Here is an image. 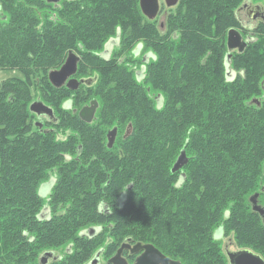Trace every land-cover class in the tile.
Listing matches in <instances>:
<instances>
[{
	"label": "trees",
	"instance_id": "obj_1",
	"mask_svg": "<svg viewBox=\"0 0 264 264\" xmlns=\"http://www.w3.org/2000/svg\"><path fill=\"white\" fill-rule=\"evenodd\" d=\"M241 2L179 0L161 32L139 0H0V70L25 77L0 84V264H41L45 253L46 264H88L98 251L108 264L127 243L183 264H229L219 228L264 259V225L248 201L264 195V36L232 56L230 79L225 63ZM112 33L153 47L149 76L136 81L102 59L108 87L90 98L102 102L98 121L64 107L61 120L53 95L55 120L32 125L30 77L50 83L72 49L80 63L95 60ZM128 123L106 145V131ZM182 149L188 163L172 173ZM137 255L122 253L129 263Z\"/></svg>",
	"mask_w": 264,
	"mask_h": 264
},
{
	"label": "water",
	"instance_id": "obj_2",
	"mask_svg": "<svg viewBox=\"0 0 264 264\" xmlns=\"http://www.w3.org/2000/svg\"><path fill=\"white\" fill-rule=\"evenodd\" d=\"M48 3H58L60 0H46ZM179 0H164V3L167 7H174L178 4ZM139 8L141 13L148 18L149 20H153L160 12V4L159 0H139ZM258 8V7H257ZM241 38L239 32L235 28H231L227 32V42L226 47L228 51L239 49L242 50L244 43H241ZM112 43L109 42V44ZM137 52V51H136ZM78 56L69 52L64 64L59 69H54L49 71L48 79L50 83L56 87L60 88L63 85L66 86L69 90H77L79 85L85 83L90 85V80H82L79 81L74 75L77 71V61ZM225 63L227 68V78H231V70H229V59L230 54L228 53L225 57ZM97 101L91 100L89 106H84L79 112V117L85 122H91L94 117V112L97 107ZM65 107L69 106L67 102ZM30 112L34 113L36 116L40 117L41 115L47 116L51 120H55L54 110L52 107L46 105L42 101H33L29 105ZM36 126L41 127L42 123L36 122ZM116 134V129L113 128L108 132V146L111 147L114 143ZM188 163V157L184 149H182L179 155L176 158V161L171 167V172L176 173L179 172L186 164ZM184 178V175L181 174L180 182ZM50 183H46L42 186L41 191L43 194H46ZM259 193L256 192L249 196L248 201L250 204V209L253 213H256L262 224L264 225V205L258 203ZM98 229L96 227H91L89 229V234L94 235ZM223 233L222 228H219L215 232V238L218 239ZM129 250L131 253L138 254L133 263H129L125 257L122 256L123 250ZM100 252L98 251L94 257L90 260L89 264H99L100 261ZM225 256L228 260L229 264H264V259L257 253L249 250V249H239V250H230L229 248H224ZM51 253H45L41 258V264H46L48 258L51 257ZM108 264H183L179 260L171 259L165 256L161 251H159L152 244H135L130 245L122 244L121 247L117 250L115 255L111 257L108 261Z\"/></svg>",
	"mask_w": 264,
	"mask_h": 264
},
{
	"label": "rangeland",
	"instance_id": "obj_3",
	"mask_svg": "<svg viewBox=\"0 0 264 264\" xmlns=\"http://www.w3.org/2000/svg\"><path fill=\"white\" fill-rule=\"evenodd\" d=\"M46 1V0H45ZM62 0H60L58 3L54 4V3H47L50 5H54V7H59L60 3ZM252 3L254 2H262L263 0H250ZM159 4H160V12L159 14L152 20L153 24H155L156 26H159L160 23L163 24V26L161 27L160 31L162 32V30L164 29V24L167 22V17L168 14L170 12V10H174L175 7H167L164 3V0H159ZM240 5V4H239ZM53 7V8H54ZM50 11V10H49ZM53 15H55V12L53 11L52 13ZM242 19L244 21H247V17H246V13L243 12V14L241 15ZM146 22V20L143 18V22ZM236 27V25H235ZM253 25L250 27L252 28ZM258 36H264L262 35V30L263 29V25H259L258 27ZM251 31V30H250ZM120 35L119 34H114L112 33L110 36L107 37L106 39V43L103 44L101 47L102 49H97V53L98 55L103 51L104 46L108 45L107 43L109 41H118L117 43H115L111 49V53L109 54V58L108 60H105L108 62H112L116 65V67H123L128 69L127 72H129L132 75V78H135L136 76V72H140V64H139V60H141L142 56L144 54H146L147 51L154 52L153 47L148 46L145 41L141 38H135V40H132L129 44H127V42H123L120 41L119 39ZM226 38H227V33L224 35V39H225V44H226ZM139 39L144 43V49L143 52L139 55V58L133 57L132 53L134 51V49H136V44L137 42H140ZM157 39V38H156ZM155 39V40H156ZM160 39V37H159ZM162 39V38H161ZM257 39V38H256ZM157 42V41H156ZM69 52H73L75 53L78 57H79V53L77 49H72V51ZM69 52H66L64 59L66 58V56L68 55ZM228 53H232V56H234L237 52V49H234L232 51H228ZM97 55V56H98ZM63 59V61H64ZM155 60V58H154ZM104 61H102V58H95V60H86L83 63L79 62V65L77 66V72H76V77L77 79H84V80H90L91 79V84L92 86H86L85 83H83V85L81 86V88H79L78 90H71L68 91L66 90L65 87L62 88H58L56 89L55 93L51 90L50 88V83L46 82L47 81V74L44 76V74L40 71L37 72V75H33L30 77V81L31 82H26L27 84L31 83L28 85V92H27V100H28V104L33 102V101H42L46 104L48 103L50 105V100L49 97H52L53 95H56L57 100L55 102V114L56 116H58L59 118H61V120H63L67 115H68V111L69 110H64V108H73L75 110H80L81 108H83L84 106L88 105V103L90 102V98L93 96V91L96 90V87H99L100 89H104L108 86H103V84H99L100 83V68L103 67L104 65ZM149 65V64H148ZM147 65V66H148ZM224 73V70H223ZM130 75V76H131ZM149 76L148 73V69H146V73L143 77L146 79ZM21 79L24 81L25 77L23 74H21L17 69H9V70H0V84L3 83L5 80L8 79ZM50 82V81H49ZM95 82V83H94ZM27 86V85H26ZM69 103L68 107H65L64 105L66 103ZM102 102L99 99L98 101V108H100ZM64 107V108H63ZM99 115V114H98ZM44 121V119H38L36 116L32 117V125L33 122L36 121ZM96 121H98V117L96 115ZM95 121V122H96ZM56 136L58 138H61L62 136H66L64 135L62 132H57ZM261 203H264V195L260 194V201ZM218 242L220 243V245L222 247H227L230 250H235L236 246L234 243V239H233V234L232 232H229L228 235H221L218 238ZM65 248L62 249V251H65ZM57 255V253H55ZM115 254H113L114 256ZM111 256V257H113ZM51 258H49L50 260ZM106 260V256L102 255L100 256V261L99 264H104L105 260ZM110 259V258H109ZM89 264V263H88Z\"/></svg>",
	"mask_w": 264,
	"mask_h": 264
},
{
	"label": "flooded vegetation",
	"instance_id": "obj_4",
	"mask_svg": "<svg viewBox=\"0 0 264 264\" xmlns=\"http://www.w3.org/2000/svg\"><path fill=\"white\" fill-rule=\"evenodd\" d=\"M243 12L246 13L247 21H244L242 19V17H241ZM235 16H236V22L237 23H236V27H234V28L239 32V35H240V38H241V40H240L241 43H244V46H243L242 50L239 51V49L237 48V52L242 54L247 49V47L249 45H251L255 41V39L257 38L259 25H264V0L262 2H254V3H252L250 0H242V2L240 3V5H238V7H237V9L235 11ZM252 25H253V27L250 28ZM162 26H163V24L160 23L158 28L161 29ZM139 41L140 42H137V44H136V49H134V51L132 53V56L136 57V58H139V55L143 52V49H144V43L140 39H139ZM226 41H227V38H226ZM109 42H111V41H109ZM109 42L107 43L108 45L104 46L103 51L99 55H98V53H96V55H98L100 58H102L104 60H108L109 54L111 53V49H112L113 45L115 43H117L118 41H114L113 40L112 43H110V44H109ZM79 57H80V55H79ZM154 58H155V55L151 51H147L146 54H144L142 56L141 60H139L140 61L139 62L140 70L141 71L135 73L136 74V76H135L136 81H139V82L143 81V77H144V75L146 73V69L148 68L147 65L150 64L152 62V60H154ZM65 59H64V61H65ZM231 59H232V53H230L229 63H230ZM79 62L80 61H78L77 64H79ZM229 68H230V65H229ZM232 75H233V73L231 72V76ZM234 75H235V72H234ZM74 77H76V74L74 75ZM82 80H84V79H80L79 81H82ZM82 85H83V83L79 85L78 89ZM86 86L89 87V86H92V84H90V85L86 84ZM62 87L66 88L65 85H63ZM62 87H60V88H62ZM96 89H100V88L96 87ZM149 90L150 89L147 88V91H149ZM155 98H156L155 99L156 103H158L159 97L156 96ZM96 101H97V104H98V100H96ZM89 104H90V102L86 106H89ZM98 106L95 109L94 117H93L92 121H94L96 119V115L98 116L99 112L102 110L101 108H98ZM80 110H78V111L76 110V111L79 112ZM76 111H75V109H73V112H76ZM44 117L49 119L45 115H41L40 117L37 116L38 119H41V118L45 119ZM53 119H55V118H53ZM37 122H39V121H37ZM46 122H48V121L47 120L43 121V123H46ZM113 128L116 129V134H115V139H114V142H115L119 137H126L129 134V132H130L131 126L128 123L126 128H125V130H123V132H122V130L120 131V129L117 128V126H113V127L109 128L106 131V134H105L106 145H108V132L111 131ZM48 190H49V188H48ZM260 194L261 193H259L258 203L261 204V205H264V203L259 202L260 201ZM224 248L225 247H223V249ZM235 250H239V248L236 247Z\"/></svg>",
	"mask_w": 264,
	"mask_h": 264
},
{
	"label": "bare ground",
	"instance_id": "obj_5",
	"mask_svg": "<svg viewBox=\"0 0 264 264\" xmlns=\"http://www.w3.org/2000/svg\"><path fill=\"white\" fill-rule=\"evenodd\" d=\"M229 54H230V53H229ZM78 61H79V58H78ZM78 61H77V62H78ZM64 62H65V61H64ZM64 62H63V64H64ZM63 64H62V65H63ZM62 65H61V66H62ZM61 66H60V67H61ZM177 120H178V119H177ZM142 128H143V127H142ZM189 128H190V127H189ZM120 215H121V214H120Z\"/></svg>",
	"mask_w": 264,
	"mask_h": 264
}]
</instances>
